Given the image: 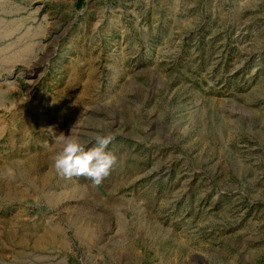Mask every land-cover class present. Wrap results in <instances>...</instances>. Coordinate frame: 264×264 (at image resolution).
Here are the masks:
<instances>
[{
	"label": "rangeland",
	"instance_id": "374dc122",
	"mask_svg": "<svg viewBox=\"0 0 264 264\" xmlns=\"http://www.w3.org/2000/svg\"><path fill=\"white\" fill-rule=\"evenodd\" d=\"M0 264H264V0H0Z\"/></svg>",
	"mask_w": 264,
	"mask_h": 264
},
{
	"label": "clouds",
	"instance_id": "9594fccd",
	"mask_svg": "<svg viewBox=\"0 0 264 264\" xmlns=\"http://www.w3.org/2000/svg\"><path fill=\"white\" fill-rule=\"evenodd\" d=\"M57 139L61 148L54 156L53 167L56 172L68 178L83 175L91 178L93 184L100 185L116 160V157L106 150L112 137L95 134V144L92 147H87L71 135L63 134Z\"/></svg>",
	"mask_w": 264,
	"mask_h": 264
}]
</instances>
